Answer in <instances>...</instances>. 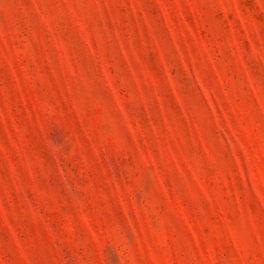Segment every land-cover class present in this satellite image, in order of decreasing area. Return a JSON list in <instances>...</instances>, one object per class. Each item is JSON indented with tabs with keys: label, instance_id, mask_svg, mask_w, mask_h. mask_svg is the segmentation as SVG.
I'll use <instances>...</instances> for the list:
<instances>
[{
	"label": "rangeland",
	"instance_id": "obj_1",
	"mask_svg": "<svg viewBox=\"0 0 264 264\" xmlns=\"http://www.w3.org/2000/svg\"><path fill=\"white\" fill-rule=\"evenodd\" d=\"M0 264H264V0H0Z\"/></svg>",
	"mask_w": 264,
	"mask_h": 264
}]
</instances>
